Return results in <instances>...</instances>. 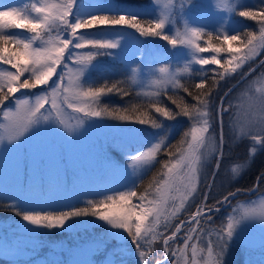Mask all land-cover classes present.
I'll use <instances>...</instances> for the list:
<instances>
[{"label": "rangeland", "instance_id": "374dc122", "mask_svg": "<svg viewBox=\"0 0 264 264\" xmlns=\"http://www.w3.org/2000/svg\"><path fill=\"white\" fill-rule=\"evenodd\" d=\"M59 2L60 0H0V11L6 10L2 6L15 7L26 9L30 15L35 16L31 11L33 4L39 6L41 3ZM167 4L168 0H76L74 13L97 15L101 12L123 15L128 12L154 20L159 18ZM228 7L234 10L229 11ZM260 7H264V0H184V8L181 9L180 0H172L169 13L174 24L166 26L165 34L175 35L176 31L183 33L186 25L202 28L204 33H211L212 37L234 35L243 30L258 32L256 21L240 17L238 12ZM89 30L86 32L87 36L119 41V47L104 49L103 51L111 54L94 58L80 77L83 87L87 80L93 78L94 73L114 68V72H126L138 97L156 99L159 96L149 94L157 90L153 81L161 78V67L166 68L167 75L179 84L185 78H203L204 76L198 74L201 71L210 78L214 74L213 69L221 70L218 65H207L202 69L192 61L191 49L188 46L173 47L157 36L144 37L129 33L125 29ZM7 32L22 39H28L32 35L13 31L12 28ZM206 41L208 36L202 34L197 43L207 47ZM233 47H239V44L235 42ZM73 51L84 54L95 49L86 46ZM198 55L210 58L214 53L209 50ZM220 55L228 58L226 52ZM261 61H264V50L236 72L226 75L216 87L213 115L215 116L214 107L220 104L219 98L225 96V93L228 95L225 97L224 107L229 108L231 105L230 110L222 117L226 141L222 148L223 156L221 158L218 151L213 152L208 147L202 149L205 155L199 162L200 183L197 185V192L193 193L177 216L172 218L173 226L181 220L187 221L196 211L197 205L204 199L203 194L208 191L207 183L212 179L214 171L215 183L208 204H214L229 191L239 188L233 185L241 180L249 165L264 151L261 146L253 145L248 137L237 135L239 128L247 129L253 124L256 125L254 130H258L260 121L264 119V64H261ZM63 64L58 66L57 74L47 85L32 90L22 89L8 104L0 106V109L14 111L17 99H28L34 103L37 96L51 92L54 82H59L61 73L74 78L75 73H69L68 69L76 66L73 60L68 59L67 53ZM185 66L188 67L187 72L184 71ZM2 71L15 72V69L0 64V72ZM27 75L26 73L25 77ZM63 82L66 84L67 78ZM209 82L211 83V80ZM168 89L173 90L172 84L162 87L161 91ZM50 101L49 96L45 109L50 108ZM63 108L62 115L66 123L72 126L71 131L52 120H42L25 133L20 141L9 143L5 140L0 143V200L6 204L18 201L22 210L41 212L89 207V200L96 201L104 196L131 189L156 159L147 164H134L131 160L133 155H138L157 143L165 146L176 133H181L180 137L176 141V147L169 151L186 148L187 145L181 142L185 139L184 133L190 132L193 126V121L182 115L174 119L160 115V122H157L159 128L109 117L86 118L80 124L77 120L82 114L73 112L67 105H63ZM45 109L41 111L47 115ZM0 122H3V111H0ZM214 124L213 131L219 133L220 118L217 117ZM217 140L218 136L213 135L208 143L216 146ZM253 147L256 151L251 153ZM169 151L159 156L162 164L156 174L157 179H163V173L166 172L164 163L172 159L168 155ZM255 186L251 194L234 195L233 198L229 197L228 203L217 205L219 211L210 214L211 220L207 224L201 222L205 229L201 233L202 238L196 239V234L191 233L193 239L188 241L185 255H170L167 264H171V260L185 264V259L190 264L192 244H196L198 249H203V252L198 253V261L199 264H204V258L208 255L209 232L212 233V241L216 242V232L227 226L229 218H238L246 210H255L256 213L264 211V182L261 188L257 184ZM149 198L155 197L153 195ZM171 203L170 201L168 207H171ZM70 223L72 225L68 229H34L21 218L15 221H0V264H88L89 261L92 264H139L135 246L122 230L111 229L104 221L93 216L74 218ZM190 226L185 224L174 242H171L172 248H184V241L190 234ZM172 230L174 228H169L165 234H170ZM158 231L165 230L159 227ZM112 232H121L124 238H113L110 236ZM45 234L53 236L46 246ZM103 237L111 243L119 242V245L106 248ZM42 246L45 247V252L40 251ZM151 248L149 264H155L156 259H163L162 239L154 241ZM145 250H148L147 246ZM219 252L220 249L214 247L213 258ZM221 264H264V218L257 214L237 225L236 233L228 241L226 251L221 256Z\"/></svg>", "mask_w": 264, "mask_h": 264}, {"label": "snow or ice", "instance_id": "6c2138e0", "mask_svg": "<svg viewBox=\"0 0 264 264\" xmlns=\"http://www.w3.org/2000/svg\"><path fill=\"white\" fill-rule=\"evenodd\" d=\"M191 2V0H188ZM76 0H60L59 3H41L39 6L33 4L31 11L35 16L29 14L26 9L15 7H5L6 10L0 11V63L10 65L15 72H0V106L13 94L22 89L32 90L38 86L47 85L54 75L57 74L58 66L63 64L65 54L68 59L73 60L75 68H69V73H75V77H66L64 73L59 75V82H54L50 93L37 96L34 103L28 99H17L14 111H3V122H0V143L7 140L9 143L20 141L33 126L40 124L42 120H52L67 130L71 131L72 126L66 123L62 113L63 105L72 109L73 112L82 114L78 117L77 122L82 124L86 118L109 117L114 120L131 121L141 125H151L153 128H159L160 125L156 119L147 112H140L137 106H133L132 112L138 115L128 114V109L111 108L101 104V97L118 93L121 96L128 95V92L119 87V82L111 85L100 87L84 88L80 82V77L84 75L89 64L95 57L109 55L111 53L103 51L104 49H117L119 41H109L95 39L86 35L88 29L104 26L105 28L127 27L134 29L140 36H157L167 41L173 47L186 45L191 49L192 61L200 65L203 69L207 65H218L219 69H213V75L209 78L204 71L200 75L204 76L199 83H196L193 92L189 87L174 82L167 75V69H159L162 74L161 78L153 81L156 91L150 93L154 97L162 95L161 88L172 84L173 90L182 88L193 100L195 104L189 105L184 102L183 98H173L172 103L179 109L173 112L166 107L156 106L159 101L150 103L149 107L154 108L156 113L168 119H174L176 116H185L193 121L190 132H185V139L181 142L187 147L177 148L175 152L169 151L168 155L172 159L164 163L166 172L163 173V179L153 178V181L144 189L143 192L129 190L121 192L118 195L106 196L103 200L92 201L87 203L89 207L71 208L59 213L41 212L22 210L19 202L14 201L7 204L6 207L13 211L15 215L20 216L27 224L34 229H68L74 218L93 216L100 221H104L111 229L122 230L127 233L131 239L139 256V264H149V257L152 252L151 245L157 239L163 241V259H156L155 264H167L170 255L172 257L184 256L188 250V241L193 239L191 233L196 234V239H201V233L205 231L201 222L207 224L211 220V213L218 212L217 205L229 202V197L234 196L235 192H229L223 195L221 199L216 200L214 204H208L212 187L215 183L216 171L212 173V179L208 181L204 199L196 207L187 221L181 220L176 225L171 224L173 217H176L186 202L189 201L193 193L197 192V185L200 183L199 162L205 153L202 149L208 147L213 152H219L222 158L223 145L225 144V135L223 131V114L230 110L224 107L225 97H220V104L214 107L215 116L213 115V96L219 82L240 69L247 61L254 59L264 50V7L258 9L240 10L238 15L247 20L256 21L259 31L245 30L243 33L237 32L234 35H223L212 37L211 33H204L202 28L185 26L184 32L176 31L175 35L165 34L166 26L174 24L169 8L172 6V0L161 12L159 18L154 20L143 21L137 14L129 13L124 15H93L91 13H74ZM180 8H184V0H180ZM229 11L234 10L228 7ZM85 16L87 18H85ZM10 28L23 29L32 33L28 39H22L17 35L7 32ZM80 30H85L81 32ZM207 35V47H202L197 41L201 35ZM215 39L216 43H212ZM234 42L239 47H233ZM226 45V47H225ZM91 46L95 51H88L79 54L73 49H82ZM211 51L214 53L210 58H204L199 53ZM228 53V58L222 57L221 53ZM264 64V61H261ZM67 67L66 64H63ZM135 72V69H133ZM184 71H188L185 66ZM251 71V69H250ZM28 74L25 77V74ZM22 77H25L22 79ZM67 78V83L63 81ZM211 83H208V80ZM51 97L50 108L45 109V104ZM45 109L47 115L41 110ZM264 111V109H262ZM220 118L221 128L219 133L213 131L216 118ZM256 125L245 129L239 128L237 135L248 137L253 145H259L264 148V119L260 121L258 130H254ZM217 135L216 146L209 145L211 136ZM190 137V138H189ZM162 150V143L154 144L138 155H133L131 160L134 164H147L156 158L158 152ZM256 151L255 147L251 153ZM219 161H217V164ZM218 170V169H217ZM235 172L236 169L234 168ZM264 178V172L257 177V181ZM182 185V187L180 186ZM151 190V191H150ZM154 195V199L150 196ZM135 197L139 204L132 203ZM171 207H168L169 202ZM264 208V203H262ZM139 209V211H137ZM264 218V211L256 213L255 210H246L238 218H229L226 227L216 232L217 240L213 242L212 233L208 243V255L204 258V264H221V256L226 251L228 241L236 233L237 225L242 221L254 218L256 215ZM151 218V219H150ZM185 224L191 225L188 228L190 233L188 239L184 241L183 249H174L171 242L177 238ZM159 227L164 228V232L158 231ZM169 228H174L170 234L165 232ZM110 236L116 239H123L121 232H112ZM151 237V239H148ZM227 238V239H226ZM146 246L148 250L146 249ZM218 247L220 252L213 258V248ZM192 257L190 264H199L198 253L203 249H198L196 244L191 245ZM88 264H92L91 261ZM171 264H179L178 260H171ZM185 264H189L185 259Z\"/></svg>", "mask_w": 264, "mask_h": 264}, {"label": "trees", "instance_id": "16d2710c", "mask_svg": "<svg viewBox=\"0 0 264 264\" xmlns=\"http://www.w3.org/2000/svg\"><path fill=\"white\" fill-rule=\"evenodd\" d=\"M126 14H129L126 12ZM97 15H110V14H101V12H98ZM111 15H118V14H111ZM124 15V14H123ZM139 18L143 21H148V17L140 16ZM93 29L98 30V31H104L105 29H111V30H118V29H125L129 33H133L136 35H140L138 32H136L134 29L131 28H121V27H116V28H105L104 26H100L98 28H91L89 31H93ZM13 31H20V32H25L29 33L23 29H18V28H12ZM245 30L241 31L243 33ZM240 32V31H237ZM215 38V36H213ZM215 41V39H213ZM216 42V41H215ZM235 43V42H234ZM237 43V42H236ZM3 64V63H0ZM4 65V64H3ZM10 66V65H8ZM119 67V66H118ZM114 68L112 69H107L104 72H98L94 73L93 78L90 80H87L85 83V88L91 86V87H100L103 85H111L114 82H119V87L122 89L126 90L128 92V95L126 96H121L118 93H111L108 94L104 99H101V104L102 105H107L111 108H119V109H128V114H131L133 116L138 115L139 113H133L132 108L133 106H137L140 110V112H147L150 116L156 119V122H160V114L156 113L154 108H150L149 105L152 102L159 101V103L156 106L160 107H166L170 110H172L174 113L178 112L179 109L176 107L175 104L172 103L171 99L169 97H173L176 99L183 98L184 102L192 105L195 104L196 101L192 99L191 96H189L186 92L183 91L182 88H177L176 90L168 89V90H163L162 95H160L156 99H142L138 97L134 87L129 81V76L126 74V72L121 73L120 72H114ZM104 75V76H102ZM204 78V77H203ZM201 78V79H203ZM201 79L196 78V77H190V78H185L181 81L180 85L187 86L189 87L193 92H195V84L199 83ZM210 80V79H209ZM208 80V83H210ZM18 95V92L13 94V96L9 97L7 101H5V104H8L10 102V99L16 97ZM3 107V105L1 106ZM181 134V133H180ZM180 134L176 133L175 137H172L171 140L162 147V150L157 153L156 159L154 163L151 165V167L147 170V172L141 177L135 184L134 186L129 189L132 191H136L138 194L143 192L145 188L153 181V178L156 177V174L160 171V165L162 164V161L160 162V155H162L165 151H169L172 147L176 145V141H178V138L180 137ZM176 147V146H175ZM261 172H264V151H262L255 160L249 165V167L246 169V171L243 173V176L241 180L233 185V187H242V188H251L254 184V182L257 180V177L261 175ZM263 179L261 178L258 181V187L261 188L263 184ZM231 189V188H230ZM129 190L126 191H121V192H128ZM120 192V193H121ZM118 195L117 193L107 195V196H114ZM106 196L96 200L100 201L103 200ZM132 203L134 204H139V201L133 197L132 198ZM6 203L3 200H0V221H6V220H11L15 221L19 218L20 216H17L14 214L13 211L9 210L6 207ZM69 209H60V210H53L51 212L53 213H59L61 211H66ZM138 211V209H137ZM45 246L48 244V240L51 239L53 236H49L48 234H45ZM105 238V237H103ZM104 246L110 247V246H115L119 245V242L111 243V241H108L109 239L105 238L104 239ZM117 241V240H114ZM111 243V244H110ZM45 247H41V252H45Z\"/></svg>", "mask_w": 264, "mask_h": 264}, {"label": "bare ground", "instance_id": "6f19581e", "mask_svg": "<svg viewBox=\"0 0 264 264\" xmlns=\"http://www.w3.org/2000/svg\"><path fill=\"white\" fill-rule=\"evenodd\" d=\"M247 191V188H242V187H239V188H234L232 192H235V193H242V192H245Z\"/></svg>", "mask_w": 264, "mask_h": 264}]
</instances>
